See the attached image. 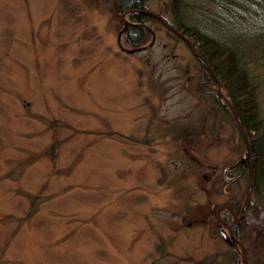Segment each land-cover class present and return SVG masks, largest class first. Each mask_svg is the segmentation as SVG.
Listing matches in <instances>:
<instances>
[{"label":"rangeland","instance_id":"rangeland-1","mask_svg":"<svg viewBox=\"0 0 264 264\" xmlns=\"http://www.w3.org/2000/svg\"><path fill=\"white\" fill-rule=\"evenodd\" d=\"M187 3V23L261 41L258 16L228 25L217 10L227 0ZM173 4L147 0L170 25ZM127 11L114 0H0V151L13 149L0 161V264H230L217 217L226 204L249 263L264 264V204L253 193L240 216L249 171L222 177L246 151L209 96L215 85L199 90L203 56L150 17L148 42L127 49ZM253 55L264 107V47Z\"/></svg>","mask_w":264,"mask_h":264},{"label":"trees","instance_id":"trees-1","mask_svg":"<svg viewBox=\"0 0 264 264\" xmlns=\"http://www.w3.org/2000/svg\"><path fill=\"white\" fill-rule=\"evenodd\" d=\"M172 1L174 3L172 5V13L174 14L172 25L178 31L189 37L191 41H193L196 50L203 56L202 59L200 58V61L203 63V69L206 75L199 76V90L205 93V91L202 90L203 86L210 84V82L215 85L214 90L210 91L209 96L214 100L215 105H221V108L229 113L234 125L238 126L240 140H243L247 153L248 167H251V160L253 159V193L257 198V202L264 204V107L260 97V86L262 83L259 81L250 65L256 60L253 54L257 47H264V31H262V35H260L261 41L258 45L251 44L248 46L244 42L246 32L238 29L239 26L232 27V30H228V34L227 31L224 32L226 27L223 24L220 33H212L207 30L206 25L199 27L198 24L187 23V21L184 20L183 16L186 15L188 9L191 8V5L187 6V0ZM227 1L229 5H223L221 3V8L219 7L217 10L221 12V9H226L225 14L231 18L228 25L237 23L245 19L244 17L252 15L258 16L256 17L257 20L260 18V24L264 27V17H260L262 13H260V10H264V0ZM118 4L124 11L132 10L130 13V22L126 21L125 23V33L123 34L122 41L126 48L128 47L132 50L139 49L148 42L152 34V31L148 27H145L147 18H152V16L140 11L148 9L147 0H118ZM213 15L218 17L216 11ZM208 22L209 21H207L206 24H208ZM219 27L220 24L217 28ZM250 59L252 60L250 61ZM218 79L221 81L226 96L232 102L248 134L251 152L253 154L252 158L248 153V146L243 131L239 128V124L232 110L226 102H224V99L218 92ZM148 140L151 142L149 137L146 138L144 142L146 143ZM5 148H7V151H5ZM12 150L13 149H9L7 146H2V151H0L2 158H0V161L3 160L5 156H9ZM11 154L14 156L13 153ZM54 154L56 155V150H54ZM166 174L167 169L164 167L162 176L163 183L166 181ZM233 251V255H231V253L228 255L229 261L236 259L238 255V252H235V250Z\"/></svg>","mask_w":264,"mask_h":264},{"label":"water","instance_id":"water-1","mask_svg":"<svg viewBox=\"0 0 264 264\" xmlns=\"http://www.w3.org/2000/svg\"><path fill=\"white\" fill-rule=\"evenodd\" d=\"M117 2H118V1L115 0V3H116V4H117ZM119 11H120V8L118 7V8H117V12H119ZM145 13H146V14L148 13L149 15H152V16H155V17H158V19H160L162 22H164L165 24H167L169 27H172V26L169 25V24L164 20V18H163L161 15H159L158 13H156V12H154V11H151V10H146ZM184 37H185V36H184ZM185 38H186V37H185ZM186 39H187V38H186ZM187 40L190 42L189 39H187ZM190 44H191V42H190ZM191 46H192V48H193V45H192V44H191ZM196 54H197V53H196ZM197 55L199 56V54H197ZM219 85H221L220 82H219ZM220 94H221L222 96H224V94H223L222 92H220ZM227 101H228V100H227ZM228 103L231 104L229 101H228ZM231 106H232V105H231ZM232 110H233L234 116H235L236 120L238 121V123H239L241 129L245 131V129H244V127H243V125H242V123H241V121H240V119H239L238 113H237L236 109H235L233 106H232ZM244 133H245V136H246V139H247V142H248L249 152H251V146H250V142H249L248 134L246 133V131H245ZM242 161L244 162V159H242ZM252 173H253V165H252ZM253 183H254V180H253V175H252L251 185H253ZM248 199H249V193H248V198H247L246 203L248 202ZM222 233H223L224 237H225L227 240L230 241V237H228V235L226 234V232H225V231H222ZM231 243H232V242H231ZM245 260H246V258H245ZM232 264H241V261H240V260H237L236 262H234V263H232Z\"/></svg>","mask_w":264,"mask_h":264},{"label":"flooded vegetation","instance_id":"flooded-vegetation-1","mask_svg":"<svg viewBox=\"0 0 264 264\" xmlns=\"http://www.w3.org/2000/svg\"><path fill=\"white\" fill-rule=\"evenodd\" d=\"M144 10H142V12H143ZM178 35V34H177ZM178 36H180L182 39H184L185 41H187L188 42V37L186 36V35H183V34H180V35H178ZM187 38H185V37ZM237 168V167H236ZM246 168V167H245ZM232 168H229V170L227 171V173H229V171L231 170ZM240 169H241V167H240ZM236 170V169H235ZM240 171V170H239ZM238 174V173H237ZM226 218H225V220L229 223V225H231V229L233 230V232L234 233H236V231H237V227L235 226L236 224H234V223H232L231 222V220H229V216L227 215V216H225ZM234 224V225H233Z\"/></svg>","mask_w":264,"mask_h":264}]
</instances>
